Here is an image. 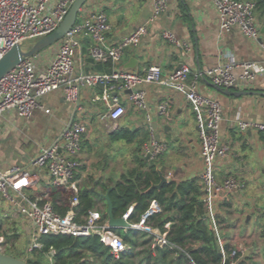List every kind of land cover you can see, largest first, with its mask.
<instances>
[{"label": "built area", "instance_id": "obj_1", "mask_svg": "<svg viewBox=\"0 0 264 264\" xmlns=\"http://www.w3.org/2000/svg\"><path fill=\"white\" fill-rule=\"evenodd\" d=\"M76 0H0V60L14 46L24 48L25 41L38 39L53 33L67 16ZM170 0H156L155 14L159 16L166 12ZM218 12L220 29L229 32L236 28L244 36L259 40L262 26L255 16V3L250 0H212ZM112 25L108 14L97 10L79 17L73 29L61 39L56 56L46 69H39L34 56L25 58L17 67L0 80V121L13 111L21 118H31L40 109L47 114L49 108L42 104V99L49 94L61 91L68 103L77 108L81 103V88H100L94 102H101L107 108L105 117L117 124L126 114L127 109L121 103V94L130 91L128 96L132 104L144 111L151 130L149 140L143 147L145 156L152 160L159 159L167 150L168 143L157 138L152 130L151 108L147 100L145 85L159 84L181 93L190 103L198 125L202 147L204 168L200 175L203 187V201L207 208V218L210 227L224 246L221 237V226L218 223V202L227 199L238 192L243 183L234 176H228L220 181L215 173L216 162L226 158L230 149L223 143L221 124L223 107L219 100L203 94L199 90V81L203 74L194 73L188 64H181L165 74L161 66L152 64L140 72H132L116 68L125 52L132 45L138 44L147 32L145 25L138 27L130 36L117 45H108V35ZM85 35L93 39L95 46L91 49L93 57L102 63L110 62L113 66L110 72H84L76 74L75 54L81 46L79 36ZM163 38L179 49H188L171 30L163 32ZM100 46H103L101 48ZM264 50V43H262ZM241 71L238 76L237 72ZM263 74V67L256 62H238L234 58L221 63L206 72V77L215 86L224 89L233 88L239 79L250 81ZM168 102L159 104L158 112L168 114ZM79 109V108H78ZM256 127L264 133V122L251 123L240 121L239 127L246 131ZM88 132L87 124L82 120H74L63 130L62 135L50 146H43L29 167L14 166L3 171L0 169V199L10 208L22 215L32 228L29 243V253L41 250V238L46 235H66L86 238L97 235L100 241L110 248L115 258L130 247L123 238L109 225V220L103 221L100 211L92 210L88 215L79 218L75 208L79 204L77 198L79 181L77 175L83 163L80 158L83 139ZM30 167L35 168L31 170ZM43 172L48 178L47 188H43ZM59 187L74 193L70 209L65 215L59 214L49 199L48 188ZM132 208L124 214L131 228L151 233L155 244L164 247L177 248L167 239V232L148 224V219L160 212L162 207L153 200L150 208L138 223H131L129 216ZM170 224L166 225L169 228ZM2 252V244H0ZM224 252V251H223ZM234 250L231 257L237 256ZM53 259L55 251L51 250ZM187 264H197L192 258Z\"/></svg>", "mask_w": 264, "mask_h": 264}, {"label": "crops", "instance_id": "obj_2", "mask_svg": "<svg viewBox=\"0 0 264 264\" xmlns=\"http://www.w3.org/2000/svg\"><path fill=\"white\" fill-rule=\"evenodd\" d=\"M155 1L90 0L82 9L81 16L84 17L100 9L108 14L112 25V31L108 35V45H117L138 27L146 26L147 32L138 44L129 46L125 50L121 61L115 65L116 68L140 72L146 66L157 64L165 74H169L181 64H188L194 73L203 74L199 81V90L221 102L224 116L221 135L223 143L230 149L226 158L216 162V176L220 181L228 176H234L243 183L238 192L218 202L219 215H225L227 218L224 229L232 227L233 219L238 220L249 213L260 218L262 225L258 232L251 233L248 230L242 235V231L237 230L230 241L224 237L223 241L232 244L240 252L239 262L264 264L262 247L264 207L259 204L257 195L243 193L244 187L250 181L254 182L257 190L264 196V133L254 126L246 131H242L239 127L240 121L257 124L264 122V75L259 74L250 81L239 79L230 89L219 88L206 77L207 70L217 67L230 58L238 62H256L264 69L262 43L244 36L236 28L222 32L218 12L212 0H170L166 12L159 16L155 14ZM261 26L264 27L263 24ZM165 30H171L188 45V49L176 48L165 40L163 38ZM260 38L264 43V33ZM78 39L81 46L75 54L76 74L82 71L107 72L106 64L98 62L92 55L91 49L95 46L93 39L85 35L79 36ZM58 47L59 44L53 45L34 56L39 69L44 70L51 64ZM100 47L104 49L103 46ZM112 69L113 66L108 72ZM237 74L239 76L241 71ZM144 89L151 108L152 130L157 138L168 143L166 152L159 159H149L153 163H158V170L165 174L169 182H184L197 178L201 183L200 175L204 168L202 147L190 103L181 93L163 85H145ZM100 93V88L91 89L82 86L81 103L77 111L66 101L61 91H56L42 99V104L51 110L50 114L38 109L31 118H21L13 111L8 112L0 121V169L7 171L14 166L29 167L43 146H50L61 137L74 115L75 120H82L87 124L88 132L95 126L101 129L105 140H108L106 134L110 135L119 127L132 130L142 128L146 139L143 136L144 140L140 147L135 150L136 146L128 153L130 158L127 164L124 159H116L110 164L105 161L102 169L93 172L97 174L96 182L88 186L96 190L101 197V194H106L103 192L104 185L109 186V189L114 188L121 176L136 165L138 153L144 155L143 147L149 140L151 130L145 112L137 109L129 100L130 91L121 94V103L126 107L127 112L117 124L105 117L107 108L103 103L94 102L95 96ZM164 102H168L169 105L167 115L158 112L159 104ZM121 142L126 146L130 145L126 141ZM83 152L82 148L80 158L84 162L78 172L79 175L82 170L78 178L79 184L91 170L90 167L86 169L85 165H88L89 158L83 155ZM30 169L35 168L30 167ZM43 178L42 187L47 188L48 178L44 172ZM3 202L0 199V212L4 207ZM227 203L231 205L230 208L225 206ZM6 205L9 207L7 203ZM246 206L249 211H243ZM9 212L10 221L21 217L27 222L14 209L10 208Z\"/></svg>", "mask_w": 264, "mask_h": 264}, {"label": "trees", "instance_id": "obj_3", "mask_svg": "<svg viewBox=\"0 0 264 264\" xmlns=\"http://www.w3.org/2000/svg\"><path fill=\"white\" fill-rule=\"evenodd\" d=\"M255 3V16L264 25V0H250ZM107 72L112 67L105 63ZM146 139L142 128L132 130L119 127L109 136L112 141H126L129 144ZM79 175H77V179ZM160 182L158 163L147 160L146 156L138 153L136 165L125 172L116 182L110 192L115 217H123L131 208L129 216L131 223H138L142 216L156 200L162 207V212L151 216L147 221L153 228L162 233L167 232V239L177 248L161 247L155 244L154 236L145 231L133 228L116 229L125 243L130 247L115 258L109 247L105 246L97 235L77 238L66 235H46L41 238L43 248L31 253L27 262L42 264L44 256L51 250L55 251L54 264H187L192 258L197 264H246L239 262L240 252L232 258L234 246L224 243L221 247L219 238L210 227L207 218V208L203 201V187L199 179L184 182L171 181L161 189H152ZM109 186L104 185L103 192L107 193ZM49 199L55 210L65 215L70 209L74 193L59 187L48 188ZM77 198L79 204L75 208L79 218L86 216L92 210H97L99 202L103 201L105 209L101 211L103 221L108 220L107 203L96 190L90 187H80ZM230 208L229 203L225 204ZM227 222L225 215L218 216L221 229ZM170 224L169 228L166 225ZM0 225V230H1ZM15 235V234H14ZM8 240L11 236L0 232ZM17 236V235H15ZM14 237V236H13ZM223 238V234H221ZM224 251V252H223ZM9 255L21 258L12 253Z\"/></svg>", "mask_w": 264, "mask_h": 264}, {"label": "rangeland", "instance_id": "obj_4", "mask_svg": "<svg viewBox=\"0 0 264 264\" xmlns=\"http://www.w3.org/2000/svg\"><path fill=\"white\" fill-rule=\"evenodd\" d=\"M81 16V14H80ZM79 16V17H80ZM83 17L81 16V19ZM41 38L38 39H30L24 42L23 46L24 49H29L36 41H38ZM61 42V40L56 43L55 45H58ZM78 119H80L78 117ZM23 131V130H22ZM23 133V132H22ZM27 134V132H25ZM104 133L101 132V129H98L97 126L93 128V130H89L85 137V141L83 143V155L88 156L89 162L86 166L87 168H91L90 171H88L87 176L84 178L82 183L79 184V187H87L92 186L97 178L95 177V171L102 169V166H104L105 161L106 163H114L116 159H124V162L127 164V160L130 158V155L128 153L132 152L135 147L137 150L140 145L143 143V141H139L138 143L130 144L129 146H126L124 142L121 141H112L109 138V134H106L108 136V140H105L103 138ZM15 136H13L14 138ZM91 138V139H90ZM123 144V145H121ZM85 153V154H84ZM84 161H82L83 163ZM161 164V163H159ZM82 170L80 171V173ZM79 173V175H80ZM254 182H248L247 186L244 187L243 193L245 195H257L258 202L264 207V196L257 190V187ZM258 193V194H257ZM3 208L0 212V225L1 230L0 232H6L8 235L11 236V239L8 240L5 236H0V244H2V252L3 253H12L13 255H17L21 257L22 259L26 260L29 259L31 254L29 253V243L32 237V228L29 222H24L21 217L18 219H14V221H10V206L8 207L6 205V202H3ZM105 204L102 202L98 204L97 210L103 211L105 209ZM243 211H249L248 206L243 208ZM240 212H243L242 210H239ZM244 214V213H243ZM250 214L252 216H250ZM8 215V217H6ZM233 225L232 227L228 229H224L223 237L225 239H230L233 237L235 231L240 230L242 231V235L245 234L246 231H250L251 233H255L260 231L262 225L261 220L256 215L249 213L247 215H243L240 219L236 220L233 219ZM238 224V225H237ZM225 228V227H224ZM17 236H15V235ZM222 234V229H221ZM14 236V237H13ZM264 249V242L262 244ZM264 252V250H263ZM55 260L54 258L51 259L49 254H46L44 256V259L42 261V264H54Z\"/></svg>", "mask_w": 264, "mask_h": 264}, {"label": "water", "instance_id": "obj_5", "mask_svg": "<svg viewBox=\"0 0 264 264\" xmlns=\"http://www.w3.org/2000/svg\"><path fill=\"white\" fill-rule=\"evenodd\" d=\"M90 0H76L74 4L71 6L67 16L60 24V26L48 36H45L38 41H36L29 49H24L20 45L14 46L10 49L0 60V80L11 70L17 67L25 58L33 57L39 54L41 51L55 45L62 38H64L77 23L79 16L81 14L82 9ZM262 33H264V27L262 28ZM259 41L263 43V39L260 38ZM181 66V65H180ZM178 66V68H180ZM79 108V105L75 109ZM75 120V115L72 117L69 125L73 123ZM159 138V137H158ZM149 159V156H146ZM160 176V182L158 184H154L152 189H161L166 183H169L165 174L158 170ZM113 188H110L106 194H101L102 197L107 201V214L109 225L114 229H130L131 224L123 217H115L113 213V202L110 197V192ZM0 264H30L26 260L22 258H18L0 251Z\"/></svg>", "mask_w": 264, "mask_h": 264}]
</instances>
